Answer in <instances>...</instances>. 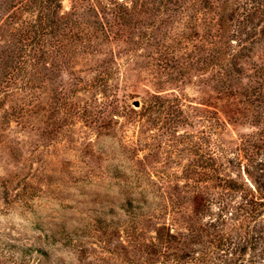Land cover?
I'll return each instance as SVG.
<instances>
[{
	"label": "rangeland",
	"instance_id": "1",
	"mask_svg": "<svg viewBox=\"0 0 264 264\" xmlns=\"http://www.w3.org/2000/svg\"><path fill=\"white\" fill-rule=\"evenodd\" d=\"M221 177L264 185V0H0V264L261 261Z\"/></svg>",
	"mask_w": 264,
	"mask_h": 264
},
{
	"label": "trees",
	"instance_id": "2",
	"mask_svg": "<svg viewBox=\"0 0 264 264\" xmlns=\"http://www.w3.org/2000/svg\"><path fill=\"white\" fill-rule=\"evenodd\" d=\"M225 10V9H223ZM117 17V15H114ZM220 55L217 56L216 60H220V64L223 63L226 60V53L223 51H219ZM223 179L225 188L230 191L231 193H239L243 199H246L247 203L257 204V211L255 212L259 213L258 210H260V207H264V185L261 184L260 187L257 189V191H252L247 185H245L244 181H238L235 178H227V177H221ZM164 229V227H162ZM166 229V227H165ZM158 239L161 240V244L165 243H173L175 241L174 234H171L168 230L165 233L158 232ZM259 239L260 236H256L252 239L249 250H251L252 257L250 259V263L248 264H264V259H261V261L256 260V254L258 253V245H259ZM261 243H263L261 241ZM169 246V245H168ZM260 251L264 252V246L260 249ZM261 258V257H259ZM37 261H40V259H37Z\"/></svg>",
	"mask_w": 264,
	"mask_h": 264
},
{
	"label": "water",
	"instance_id": "3",
	"mask_svg": "<svg viewBox=\"0 0 264 264\" xmlns=\"http://www.w3.org/2000/svg\"><path fill=\"white\" fill-rule=\"evenodd\" d=\"M139 104H140V103H139L138 100H135V101H134V105H135V106H139Z\"/></svg>",
	"mask_w": 264,
	"mask_h": 264
}]
</instances>
